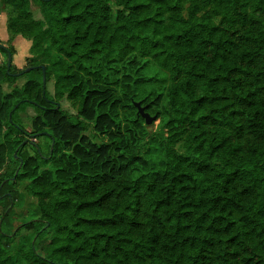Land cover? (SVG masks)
<instances>
[{
    "label": "trees",
    "instance_id": "16d2710c",
    "mask_svg": "<svg viewBox=\"0 0 264 264\" xmlns=\"http://www.w3.org/2000/svg\"><path fill=\"white\" fill-rule=\"evenodd\" d=\"M0 1L17 12L11 36L32 38L35 66L5 93L26 67L0 64V171L12 151L13 182L34 200L22 225L35 228L15 242L3 206L0 264H264V0ZM151 62L169 83L141 94L161 119L149 135L133 96L155 79L142 76ZM64 97L77 114L57 108ZM26 104L51 137L47 157L18 156ZM88 122L109 141L85 134Z\"/></svg>",
    "mask_w": 264,
    "mask_h": 264
},
{
    "label": "rangeland",
    "instance_id": "374dc122",
    "mask_svg": "<svg viewBox=\"0 0 264 264\" xmlns=\"http://www.w3.org/2000/svg\"><path fill=\"white\" fill-rule=\"evenodd\" d=\"M30 9L32 12L31 14L34 18H43L38 5L31 2ZM16 13V10L11 4L3 3L0 1V43L4 44L6 48L12 49V64L10 67L12 71L15 68L14 66L20 68V70L24 69L26 65L30 64L28 58L34 55L30 51L32 38L22 33H18L15 37L11 36V33L8 29V22L9 18L12 15H16ZM7 60V53L0 51V64L6 66ZM38 60L43 61L44 59L38 58ZM142 76L146 78L153 77L155 79L153 81L143 83L140 91L135 96H133V100L135 102H141V104L142 102H144L142 100L141 94L146 95L148 92L154 89L161 91L162 86H166L169 83V73L152 62L149 63L147 67L142 69ZM28 79V76L19 75L17 76L16 81L3 82V90L5 93H8L11 92L15 87L21 88ZM54 82V79L51 78L45 85L47 92L52 96L55 95ZM147 98L151 101L154 100V96H148ZM143 105L144 104H142V106ZM59 106L65 109L70 114L78 113V105L73 104L72 101H70L66 97L59 100ZM37 113L38 111L35 107H33L31 104H26L25 107H23L15 114L16 120L27 132V141L25 143V146L19 152L18 156L25 153L31 156H36L38 153V149L44 157H47L49 154V148L52 143L51 137L42 133H35L36 129L33 126V120L35 119ZM121 115H125V109L123 108H121ZM150 116L154 119L150 123L144 122L145 127L149 131V135L161 133V119L158 118L154 112L150 113ZM124 120L125 119L123 118V121ZM7 127L8 126H6V128ZM45 130L50 133V128L47 127ZM85 134L90 136V138L97 143L109 141L107 135L96 133V131L93 129L92 122H88ZM146 140L141 142L140 147L142 148L143 152H146L145 154L148 155L152 152H149L150 143ZM176 147H178L180 150H184L182 142L178 143ZM12 153V151H8L6 165L4 169L0 171V174L6 177V180L4 181L0 192L1 194L10 192L12 193V197L11 199L7 200L8 203L6 201L3 204L0 203V213L3 211V206L10 203L8 217L6 219L4 228L6 231L12 233L16 230H19V233L16 234L14 238L15 242H18L24 236H33L35 233V228L33 226L25 227L22 225L24 222H27L33 217L32 204L34 200L28 192L26 181H19L16 183L13 182L11 173L14 171V169H16L17 163L11 159ZM153 154L155 156L158 155L157 152H153Z\"/></svg>",
    "mask_w": 264,
    "mask_h": 264
},
{
    "label": "water",
    "instance_id": "95a60500",
    "mask_svg": "<svg viewBox=\"0 0 264 264\" xmlns=\"http://www.w3.org/2000/svg\"><path fill=\"white\" fill-rule=\"evenodd\" d=\"M0 47H3V48H6V46L2 43H0ZM6 51L8 53V60H7V70L9 71L10 70V67H11V64H12V53L6 48ZM42 66V69H43V83H44V86L46 85V74H45V66L44 65H41ZM35 66H28L26 67L24 70L20 71V72H15V73H12L16 76H19V75H22L23 73L31 70L32 68H34ZM135 106L137 107L138 109V113L140 115H142L144 118H145V122L146 123H150L154 118L150 116V113L147 112L145 110V106H142L141 102H134ZM57 108H59V104H57Z\"/></svg>",
    "mask_w": 264,
    "mask_h": 264
}]
</instances>
